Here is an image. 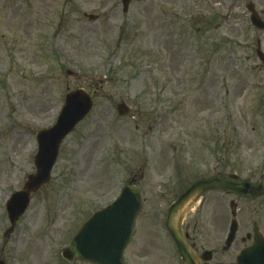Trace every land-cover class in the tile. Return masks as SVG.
<instances>
[{
  "label": "rangeland",
  "instance_id": "obj_1",
  "mask_svg": "<svg viewBox=\"0 0 264 264\" xmlns=\"http://www.w3.org/2000/svg\"><path fill=\"white\" fill-rule=\"evenodd\" d=\"M212 1L131 0L124 12L121 0H0L1 262L66 264L61 250L130 177L143 198L137 236L147 263L174 255L164 226L168 205L214 172L218 134L234 139L237 150L227 152V176L255 181L264 173V63L254 34L244 31L242 39L236 22L249 21L248 0H226L227 36L213 30L221 11ZM250 1L264 8V0ZM78 89L91 97V111L61 143L50 181L10 231L5 204L35 173L37 135ZM224 198L207 203L208 244L219 237V221L230 222L231 200L251 218L252 205L235 193ZM254 208L264 223V201ZM234 244L218 254L221 264L235 262Z\"/></svg>",
  "mask_w": 264,
  "mask_h": 264
},
{
  "label": "water",
  "instance_id": "obj_2",
  "mask_svg": "<svg viewBox=\"0 0 264 264\" xmlns=\"http://www.w3.org/2000/svg\"><path fill=\"white\" fill-rule=\"evenodd\" d=\"M122 2L126 6L129 0H122ZM90 108L91 100L84 91L76 90L68 93L55 124L37 135L36 172L28 176L23 190L13 194L7 201L6 209L11 225L26 209L29 195L49 181L59 144L85 117ZM212 188L229 189L241 194L250 193L256 196L264 193V180L253 189L244 184H233L226 181H200L170 207L166 227L186 264H195V262L182 238L180 218L177 219V213L191 197ZM140 209L141 199L136 188L131 185L124 187L120 196L112 204L95 212L82 225L71 240L69 248L62 250V257L67 262L78 259L92 264H123L122 252L133 231L134 221ZM233 231L234 226L231 228V233ZM262 242L264 241H257L256 245L239 256L238 264H264V243ZM0 264L3 263L0 262Z\"/></svg>",
  "mask_w": 264,
  "mask_h": 264
},
{
  "label": "flooded vegetation",
  "instance_id": "obj_3",
  "mask_svg": "<svg viewBox=\"0 0 264 264\" xmlns=\"http://www.w3.org/2000/svg\"><path fill=\"white\" fill-rule=\"evenodd\" d=\"M243 1H245V0H237L236 4L239 6V2H243ZM256 3L254 6V9H255L254 13L256 12V15L261 19V21L264 22V20H263L264 19V8L262 7L261 3L259 4V7H257ZM212 4L218 5L220 8L219 11H221L220 17L218 18L219 22H217L216 25L213 26V30L215 32L219 31L221 35L225 34L227 36L226 28H227V22H228L227 21L228 15H227V8H226V0H223L222 2H221V0H220V2L213 0ZM237 5L234 7L235 11H237V9H235L236 7H238ZM241 14H239V15H241ZM242 16H243V14H242ZM246 16H247V19H249L248 13H246ZM254 16H255V14H254ZM236 22H237V24L240 25V28H241L240 33H241L242 39H244L243 35H244V31H245L246 35L254 34L252 36V38H253L252 46L253 45H264V30H261L257 27L256 28L253 27L248 22H245L243 18H241L240 20H238ZM225 39H227V37ZM234 42L242 44V42H239V41H234ZM262 69H263V67L261 68V70ZM218 136H219L220 140L218 138L215 139V141H214L215 148L213 151L216 154H219L223 157L227 156V152L230 151L229 148H227V147H230V149L233 147L232 139L227 138L226 134H224V133L218 134ZM219 143H220V147H221L220 150L218 149ZM232 151H234V150H232ZM224 170H226V165L223 164L222 159L220 158V164H219L218 168H215L214 172L211 173L208 177L209 178L215 177V178H219V179L227 178V174L225 173ZM262 178H264V173H261L259 175V177L257 179H255V181H253V184L254 185L258 184ZM131 180H132V178L130 177V180L128 182H130ZM180 193H181V191H180ZM231 193L232 192H227V191L206 192L200 197L198 202H193L192 204H190L189 207L187 208V210L183 213L181 230H182V233L186 239L187 244L189 245L190 249L194 253L195 264H221V260L218 257V254H220V256H221L222 253H226V252L228 253V249L230 248V246L233 243H235V244H234L233 249H231V250L235 251L236 253H235V262L232 264H238L237 255L241 252L242 253L245 252V250L247 248L254 246V244H255V234H254L255 229L254 228H257V231H258L260 237L264 239V223L262 222L261 215H259L257 213L256 208H254L255 204L264 201V197L251 199L249 196H241L238 194H235V196L236 197L238 196L239 198L245 200V202H247L250 205L252 203L254 205H252L253 206L252 210H251L252 214H251V218L249 219L247 217V215L243 216L242 213L240 214V212L244 209L243 203H240L241 201H239V202L237 201V203H235L233 200H231L230 208L232 211L236 210L235 218H236V222H237V229H236V232H235V235H234V238H233L231 245L228 248H225V241H227L229 224L231 222V220H230V222L228 220L225 221V217H223L219 221V228L221 229V232L218 235L219 236L218 239L211 241L209 238L206 237L207 240H210V244H208V242L203 239V235L205 234L204 229H205V224H206L205 210H206V206H207L208 201L210 200V198L212 196H217L218 198H222L225 200L224 197L227 195H231ZM179 194L176 195V197L173 199V201L178 197ZM169 205H168V207H169ZM238 214H239L240 218H238ZM258 215L260 216L259 219H254V217L258 216ZM223 224H224V227H223ZM141 230H142V224L140 223V221H138V223L136 225L135 232L131 236L129 243L126 246L124 253H123L122 260H123L124 264H145V263H143L142 259L144 261H146V264L150 263V262L147 263L148 258L144 254L145 251L143 249L142 244H140L141 237L139 238V236H137V234H139V232ZM134 234H136L135 237H134ZM167 236L169 238V234ZM133 238H135V240H136L135 245L132 243ZM221 242H222V244H221ZM219 243H220V245H219ZM172 244H174V243L172 242ZM173 246H174V248H172L173 249L172 251H173L174 255L165 254L164 256H157L154 258L153 263L151 262L150 264H183L180 256L177 253L175 245H173ZM206 251L209 252L208 255L205 254ZM214 261H215V263H214Z\"/></svg>",
  "mask_w": 264,
  "mask_h": 264
}]
</instances>
